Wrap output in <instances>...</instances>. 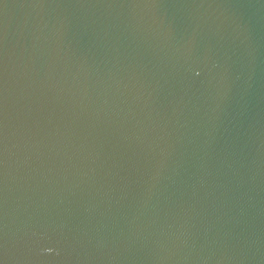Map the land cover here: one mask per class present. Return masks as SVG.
Returning a JSON list of instances; mask_svg holds the SVG:
<instances>
[{
	"label": "water",
	"instance_id": "obj_1",
	"mask_svg": "<svg viewBox=\"0 0 264 264\" xmlns=\"http://www.w3.org/2000/svg\"><path fill=\"white\" fill-rule=\"evenodd\" d=\"M0 264H264V0H0Z\"/></svg>",
	"mask_w": 264,
	"mask_h": 264
}]
</instances>
